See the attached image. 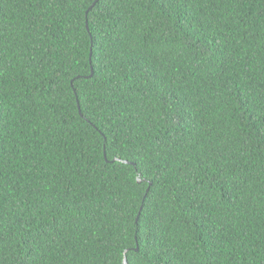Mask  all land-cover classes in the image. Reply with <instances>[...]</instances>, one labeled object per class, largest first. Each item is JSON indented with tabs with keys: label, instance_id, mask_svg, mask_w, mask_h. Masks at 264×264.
Segmentation results:
<instances>
[{
	"label": "trees",
	"instance_id": "obj_1",
	"mask_svg": "<svg viewBox=\"0 0 264 264\" xmlns=\"http://www.w3.org/2000/svg\"><path fill=\"white\" fill-rule=\"evenodd\" d=\"M124 258L264 264V0H0V264Z\"/></svg>",
	"mask_w": 264,
	"mask_h": 264
},
{
	"label": "water",
	"instance_id": "obj_2",
	"mask_svg": "<svg viewBox=\"0 0 264 264\" xmlns=\"http://www.w3.org/2000/svg\"><path fill=\"white\" fill-rule=\"evenodd\" d=\"M86 28H87V25H86ZM104 157H105V154H104ZM137 181L140 182L141 180L138 178ZM147 190H148V189H147ZM147 190H146V191H147ZM137 219H138V215H137V217H136V220H137ZM123 264H126V260H125V258H124V260H123Z\"/></svg>",
	"mask_w": 264,
	"mask_h": 264
}]
</instances>
